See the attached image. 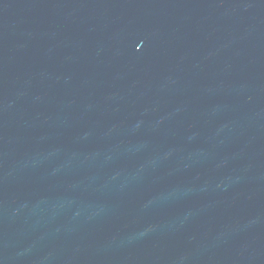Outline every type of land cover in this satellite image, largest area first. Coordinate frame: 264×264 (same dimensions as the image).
<instances>
[{
  "label": "water",
  "instance_id": "95a60500",
  "mask_svg": "<svg viewBox=\"0 0 264 264\" xmlns=\"http://www.w3.org/2000/svg\"><path fill=\"white\" fill-rule=\"evenodd\" d=\"M0 264H264V0H0Z\"/></svg>",
  "mask_w": 264,
  "mask_h": 264
}]
</instances>
